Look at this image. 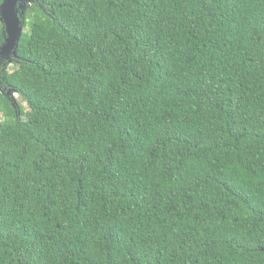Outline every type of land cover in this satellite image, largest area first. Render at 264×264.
<instances>
[{"label":"trees","instance_id":"1","mask_svg":"<svg viewBox=\"0 0 264 264\" xmlns=\"http://www.w3.org/2000/svg\"><path fill=\"white\" fill-rule=\"evenodd\" d=\"M23 18L0 59V264H264V0Z\"/></svg>","mask_w":264,"mask_h":264},{"label":"water","instance_id":"2","mask_svg":"<svg viewBox=\"0 0 264 264\" xmlns=\"http://www.w3.org/2000/svg\"><path fill=\"white\" fill-rule=\"evenodd\" d=\"M30 2L31 0H3L0 5V23L6 35L5 42L0 47V59L11 63V59L16 56L15 50L23 33V13L26 4ZM8 94L11 98L14 97L13 91Z\"/></svg>","mask_w":264,"mask_h":264},{"label":"rangeland","instance_id":"3","mask_svg":"<svg viewBox=\"0 0 264 264\" xmlns=\"http://www.w3.org/2000/svg\"><path fill=\"white\" fill-rule=\"evenodd\" d=\"M27 29H24L23 28V31H26ZM8 67H9V70H12V68L14 67L13 66V64H10V62H8ZM13 98V100L17 103V104H19L20 106H21V108L24 110V112H27V107H26V105L20 100V98L16 95H14V97H12ZM21 119H24L23 118V116H22V118Z\"/></svg>","mask_w":264,"mask_h":264},{"label":"clouds","instance_id":"4","mask_svg":"<svg viewBox=\"0 0 264 264\" xmlns=\"http://www.w3.org/2000/svg\"><path fill=\"white\" fill-rule=\"evenodd\" d=\"M16 96V94H14Z\"/></svg>","mask_w":264,"mask_h":264}]
</instances>
